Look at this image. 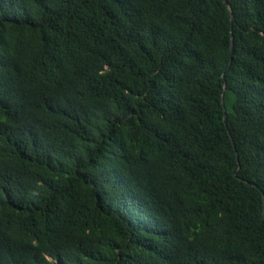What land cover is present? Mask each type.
Listing matches in <instances>:
<instances>
[{
  "label": "trees",
  "instance_id": "16d2710c",
  "mask_svg": "<svg viewBox=\"0 0 264 264\" xmlns=\"http://www.w3.org/2000/svg\"><path fill=\"white\" fill-rule=\"evenodd\" d=\"M263 202L264 0H0V264H264Z\"/></svg>",
  "mask_w": 264,
  "mask_h": 264
},
{
  "label": "water",
  "instance_id": "95a60500",
  "mask_svg": "<svg viewBox=\"0 0 264 264\" xmlns=\"http://www.w3.org/2000/svg\"><path fill=\"white\" fill-rule=\"evenodd\" d=\"M227 4V3H226ZM229 8V6H228ZM229 12H230V20L232 21L233 20V14H232V11L231 9L229 8ZM232 47H233V42L232 40H230V50L232 51ZM225 89V83L223 85V90ZM221 104L223 106V119L225 117V113H226V108H225V104H224V96H223V92L221 94ZM231 138V137H230ZM262 212H263V215H264V202H263V209H262Z\"/></svg>",
  "mask_w": 264,
  "mask_h": 264
}]
</instances>
